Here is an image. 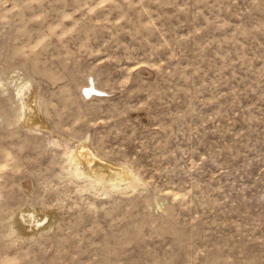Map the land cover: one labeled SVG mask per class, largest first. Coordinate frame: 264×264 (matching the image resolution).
<instances>
[{
  "label": "rangeland",
  "instance_id": "374dc122",
  "mask_svg": "<svg viewBox=\"0 0 264 264\" xmlns=\"http://www.w3.org/2000/svg\"><path fill=\"white\" fill-rule=\"evenodd\" d=\"M0 264H264V0H0Z\"/></svg>",
  "mask_w": 264,
  "mask_h": 264
},
{
  "label": "bare ground",
  "instance_id": "6f19581e",
  "mask_svg": "<svg viewBox=\"0 0 264 264\" xmlns=\"http://www.w3.org/2000/svg\"><path fill=\"white\" fill-rule=\"evenodd\" d=\"M33 114V113H32ZM30 115L29 117H28V119H27V122H34V121H36V120H34V116L33 115ZM86 146V144L85 143H81V144H79V145H77V151L75 152V158H76V160L77 161H79V162H84V163H86V162H88L89 161V159H92V158H90L91 157V155H92V153L90 154V152L88 151L89 149H87V147H85ZM87 150H86V149ZM93 156V155H92ZM94 159H95V157H93ZM99 160V159H98ZM91 161V160H90ZM89 161V162H90ZM92 162V161H91ZM97 162V161H96ZM96 162L94 163V164H96ZM99 162V161H98ZM98 164V163H97ZM101 164V163H100ZM106 164V163H105ZM93 165V164H92ZM103 165V164H102ZM101 165V166H102ZM88 166V165H87ZM94 166H96V165H94ZM100 166V168L102 169V167ZM104 167L106 166V165H103ZM107 166H108V164H107ZM98 167V166H97ZM93 168V167H92ZM94 169V168H93ZM97 169V168H96ZM99 169V168H98ZM105 169H109V167H106ZM110 169H113V168H111L110 167ZM115 169V168H114ZM113 169V170H114ZM118 169V168H117ZM92 170V169H91ZM113 170L112 171H110L109 170V173L110 172H113ZM119 170V169H118ZM93 171H95V172H97V173H100V175L101 176H103V177H105L104 175L106 174H102L101 172H99V171H101V170H99V171H97V170H93ZM105 171V170H104ZM115 171V170H114ZM117 171V170H116ZM108 172V171H107ZM121 172V171H120ZM76 173H78V171H77V169H76ZM115 173H113V175H114ZM120 174V173H119ZM118 174V175H119ZM113 175H112V177H113ZM107 176V175H106ZM110 176V175H109ZM112 177H109V179H111ZM120 177V176H119ZM107 178V177H106ZM121 178V177H120ZM108 178H107V180H109ZM115 179V178H114ZM119 179V178H118ZM111 180H113V179H111ZM120 180V179H119Z\"/></svg>",
  "mask_w": 264,
  "mask_h": 264
}]
</instances>
